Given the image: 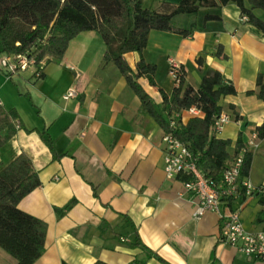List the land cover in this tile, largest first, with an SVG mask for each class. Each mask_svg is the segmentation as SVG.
Masks as SVG:
<instances>
[{"label":"crops","instance_id":"0c3cea01","mask_svg":"<svg viewBox=\"0 0 264 264\" xmlns=\"http://www.w3.org/2000/svg\"><path fill=\"white\" fill-rule=\"evenodd\" d=\"M179 1L142 3L168 12ZM207 14L218 19L204 20ZM174 23L192 25L191 34L150 30L141 56L156 66L155 85L144 77L138 83L167 119L159 88L170 100L175 83L168 74L169 59L181 65L185 84L195 89L206 70L220 71L236 92L220 99L230 120L216 137L230 139L232 153L241 134L251 153L245 179L254 189L264 187V140L254 134L264 122V99L257 96L264 89V36L242 21L234 3L194 16L180 14ZM219 46L226 58L216 56ZM103 52L99 34L83 31L60 60L43 67L41 77L32 67L14 72L0 68V106L15 109L21 121L0 148V170L24 152L40 180L18 203L47 224L44 251L32 264H264L220 241L222 220L216 212L195 216L198 200L184 187L189 176L168 178L164 171L163 129L142 109L120 70L102 62ZM124 58L135 71L139 54L129 52ZM69 88L76 95L64 99ZM182 115L186 123L189 117ZM231 204L240 208L245 231L264 230V223L256 221L264 212V191ZM56 208L63 209L61 216ZM4 254L0 248V264H15Z\"/></svg>","mask_w":264,"mask_h":264},{"label":"trees","instance_id":"16d2710c","mask_svg":"<svg viewBox=\"0 0 264 264\" xmlns=\"http://www.w3.org/2000/svg\"><path fill=\"white\" fill-rule=\"evenodd\" d=\"M228 3H234L239 8L242 21L264 36V0H180L168 12L147 8L142 0H0V53L32 59L34 74L41 77L43 67L50 61L60 60L75 36L83 31H95L104 43L102 62L111 63L120 70L138 96L142 109L151 112L164 133H172L185 143L194 154L203 176L212 185L222 188L223 171L236 156L242 153L239 181L247 177L251 162V153L245 151L241 134L230 153L228 148L232 141L210 133L215 117L222 112L221 97L236 92L232 83L220 71L206 70L195 89L185 84V72L181 70L170 100L159 88L162 109L168 117L165 119L156 111L137 80L144 77L150 85H155L153 75L156 66L145 62L141 56L150 30L189 36L192 25L189 28L177 27L175 16L196 14L203 9L219 8ZM256 9L262 12L261 16L254 12ZM211 19H218V16H204V20ZM219 48L216 56L226 58ZM129 52L139 54L135 71L124 58ZM197 62L202 65L201 58ZM257 85H261L259 77ZM251 93L247 91V94ZM257 96L264 99V89ZM193 105L203 112L202 117H190L184 124L176 121L174 127L169 125L175 113ZM230 108L234 117L239 118L234 107L230 105ZM20 125L15 109L6 110L0 106V148ZM4 130L6 134L2 135ZM254 134L264 140V122L255 127ZM38 186V175L24 152L0 170V248L15 260V264H32L44 251L46 222L18 208L19 201ZM237 197L242 201L245 199L243 188L238 187L235 195L222 200L232 206L231 202ZM55 210L59 216L63 214V209ZM256 221L264 223V212L258 215ZM93 264L106 263L95 261Z\"/></svg>","mask_w":264,"mask_h":264},{"label":"built area","instance_id":"2783aa9c","mask_svg":"<svg viewBox=\"0 0 264 264\" xmlns=\"http://www.w3.org/2000/svg\"><path fill=\"white\" fill-rule=\"evenodd\" d=\"M33 60L25 56L5 55L0 59V68L14 72L16 70H24L33 68ZM183 70L181 65L174 59H169L168 74L174 83H178L180 71ZM76 95L75 88H69L64 99L74 97ZM183 113L190 117H202L203 112L196 106H190L181 113H175L169 120L171 127L176 126V121L184 124ZM230 120L229 115L221 112L215 117L210 128V133L217 134L223 126ZM164 144V171L168 178H174L180 173L187 174L188 180L184 182L186 190L192 192L198 204L195 210V216L200 217L206 211L216 212L222 220L219 239L221 242L236 246L241 252L249 257L264 260V230L257 232H247L243 228L240 218V208L228 206L223 202V198L235 195L238 187L244 189L245 196L252 195L253 191H264V187L254 189L249 182L243 178L240 181L239 173L242 164V153L236 156L223 171L222 188H218L208 181L196 165L194 154L188 146L179 141L172 133H165L162 137ZM222 205V210L220 208Z\"/></svg>","mask_w":264,"mask_h":264},{"label":"rangeland","instance_id":"374dc122","mask_svg":"<svg viewBox=\"0 0 264 264\" xmlns=\"http://www.w3.org/2000/svg\"><path fill=\"white\" fill-rule=\"evenodd\" d=\"M189 15H190V16H191V15L194 16V14H189ZM176 24H177V26H182L183 23H182V21H180V20L178 21V20H177V23H176ZM92 51L94 52L95 49H93V50L89 49V50H88V52H92ZM4 255H6V257H9V256H7V254H4ZM10 259H11V258H10ZM12 261H13V260H12ZM2 264H11V263L6 262V263H2Z\"/></svg>","mask_w":264,"mask_h":264}]
</instances>
